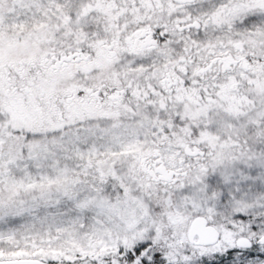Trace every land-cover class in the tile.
Segmentation results:
<instances>
[{"label": "snow or ice", "instance_id": "snow-or-ice-1", "mask_svg": "<svg viewBox=\"0 0 264 264\" xmlns=\"http://www.w3.org/2000/svg\"><path fill=\"white\" fill-rule=\"evenodd\" d=\"M0 264H264V0H0Z\"/></svg>", "mask_w": 264, "mask_h": 264}]
</instances>
